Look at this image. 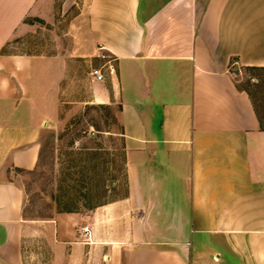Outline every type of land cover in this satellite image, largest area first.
Returning <instances> with one entry per match:
<instances>
[{"label": "crops", "instance_id": "0c3cea01", "mask_svg": "<svg viewBox=\"0 0 264 264\" xmlns=\"http://www.w3.org/2000/svg\"><path fill=\"white\" fill-rule=\"evenodd\" d=\"M54 5L0 0V264H264V126L237 79L264 67V0H86L79 52L112 57L91 101L119 107L126 193L28 217L19 175L62 70L8 48Z\"/></svg>", "mask_w": 264, "mask_h": 264}, {"label": "rangeland", "instance_id": "374dc122", "mask_svg": "<svg viewBox=\"0 0 264 264\" xmlns=\"http://www.w3.org/2000/svg\"><path fill=\"white\" fill-rule=\"evenodd\" d=\"M85 5L86 0H55L51 21L37 20L35 30L16 36L8 48L50 51L59 55L62 70L52 82V107L46 111L49 123L41 136L38 163L19 175L28 217L51 216L71 201L107 202L126 193L119 107L91 101L88 72L104 59L79 52L87 48L78 44L83 31L76 26ZM237 69L238 84L252 94L264 125V69Z\"/></svg>", "mask_w": 264, "mask_h": 264}, {"label": "built area", "instance_id": "2783aa9c", "mask_svg": "<svg viewBox=\"0 0 264 264\" xmlns=\"http://www.w3.org/2000/svg\"><path fill=\"white\" fill-rule=\"evenodd\" d=\"M97 55L100 58L104 59L106 63L100 66H92L88 73L92 80L102 81L105 79V70H104L105 65H107L111 71L113 70L112 57L106 52H99ZM88 233H89V228L88 226H85L82 228L81 231H79V236H87Z\"/></svg>", "mask_w": 264, "mask_h": 264}, {"label": "trees", "instance_id": "16d2710c", "mask_svg": "<svg viewBox=\"0 0 264 264\" xmlns=\"http://www.w3.org/2000/svg\"><path fill=\"white\" fill-rule=\"evenodd\" d=\"M249 69H264V67H260V66H247ZM246 89V88H245ZM249 93H250V91L248 90V89H246ZM251 94V93H250ZM251 97L253 98V96H252V94H251ZM253 102H254V99H253ZM255 104V103H254ZM255 107H256V104H255ZM256 109H257V107H256ZM262 120V119H261ZM264 126V125H263ZM82 195H84L85 197L87 196H89L88 194H82ZM102 203H104V202H100V203H98V202H96V203H92L90 200H86L85 202H83L82 204H79V203H77V202H75V201H71V202H69V203H67V204H65V206L62 208V210H66V211H73V210H80L82 207H81V205L82 206H84V207H86V208H89V209H92V208H94V207H96V206H98V205H100V204H102Z\"/></svg>", "mask_w": 264, "mask_h": 264}]
</instances>
